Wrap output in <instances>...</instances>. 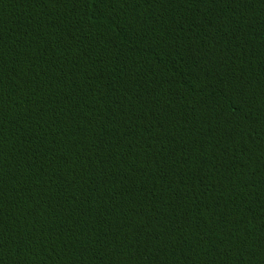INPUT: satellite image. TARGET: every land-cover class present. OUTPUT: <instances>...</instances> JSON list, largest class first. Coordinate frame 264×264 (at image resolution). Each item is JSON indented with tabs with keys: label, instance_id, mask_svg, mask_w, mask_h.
I'll return each mask as SVG.
<instances>
[{
	"label": "trees",
	"instance_id": "1",
	"mask_svg": "<svg viewBox=\"0 0 264 264\" xmlns=\"http://www.w3.org/2000/svg\"><path fill=\"white\" fill-rule=\"evenodd\" d=\"M0 264H264V0H0Z\"/></svg>",
	"mask_w": 264,
	"mask_h": 264
}]
</instances>
